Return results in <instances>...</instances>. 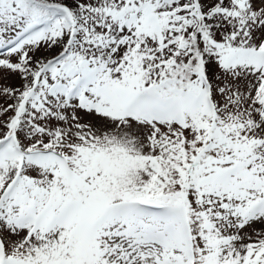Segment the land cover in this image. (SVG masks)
I'll return each mask as SVG.
<instances>
[{"label": "snow or ice", "instance_id": "1", "mask_svg": "<svg viewBox=\"0 0 264 264\" xmlns=\"http://www.w3.org/2000/svg\"><path fill=\"white\" fill-rule=\"evenodd\" d=\"M0 264H264V0H0Z\"/></svg>", "mask_w": 264, "mask_h": 264}]
</instances>
